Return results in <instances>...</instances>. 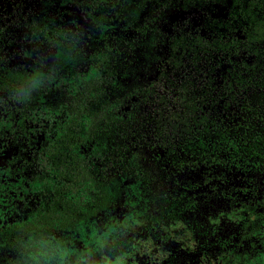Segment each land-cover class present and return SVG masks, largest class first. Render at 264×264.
Returning a JSON list of instances; mask_svg holds the SVG:
<instances>
[{
	"label": "rangeland",
	"instance_id": "1",
	"mask_svg": "<svg viewBox=\"0 0 264 264\" xmlns=\"http://www.w3.org/2000/svg\"><path fill=\"white\" fill-rule=\"evenodd\" d=\"M262 16L264 5L251 0H0V72L50 77L34 93L29 120L20 121L19 104L0 92V228L32 217L47 199L36 156L57 122L56 114L44 109L61 99L63 85L108 75L105 91L113 94L117 118L127 122L125 129L98 130L78 146L96 172L112 152L120 151L126 161L112 182L108 206L68 230L55 231L50 257L27 254L33 264H222L210 243L214 233H204L201 247H195L182 222L156 220L170 178L154 150L139 139V129L129 126L145 85L157 76L173 45L187 64L195 62L210 74L218 109L230 112L237 104H226L223 88L235 70L241 96L264 100V44L251 42L255 52L245 48L247 26ZM198 34L215 49L203 52L195 43ZM35 111L42 116L33 117ZM205 206V211H218V218L209 219L211 227L219 220L215 235L228 236L238 216H223L215 201ZM161 233L169 234L165 244ZM7 240L0 238V263L22 254ZM119 241L123 251L103 257V249ZM253 262L264 264V257Z\"/></svg>",
	"mask_w": 264,
	"mask_h": 264
},
{
	"label": "trees",
	"instance_id": "2",
	"mask_svg": "<svg viewBox=\"0 0 264 264\" xmlns=\"http://www.w3.org/2000/svg\"><path fill=\"white\" fill-rule=\"evenodd\" d=\"M251 1L264 5V0ZM195 37L203 52L215 49L204 36ZM253 41L254 45L264 44V16L247 26L245 48L255 52L257 46L249 45ZM260 52L264 59V49ZM183 56L173 45L157 76L145 85L129 126L139 129V139L154 150L170 178L161 194L156 220L182 222L195 247H201L204 233H214L210 243L217 247L223 264H259L251 260L264 257V100L252 102L247 95L241 96L242 89L237 87L241 80L235 70L223 88L228 94L226 104L231 100L237 104L230 112L218 109V90L210 74L197 68L195 62L187 64ZM49 78L0 72V91L19 104L20 121L29 120L35 110L34 93L44 89ZM108 80L109 76L103 74L82 78L80 83L68 82L62 87L61 99L44 109L56 114L57 119L36 156L47 199L32 217L0 228V237H6L11 246L24 253H40L41 260L51 256L50 236L55 231L95 216L110 202L112 182L126 168L121 152L104 157L101 170L96 172L87 155L78 151L85 138L98 130L109 132L115 126L125 129L127 125L115 115L113 94L105 91ZM41 116L38 111L33 114L36 119ZM211 201L219 205L217 210L223 216H238L228 236L215 235L219 220L213 227L209 225L210 218L219 217L216 210H204ZM161 235L165 244L169 234ZM121 245V241L114 244L108 256L121 253ZM33 263L32 257L23 256L0 264Z\"/></svg>",
	"mask_w": 264,
	"mask_h": 264
},
{
	"label": "flooded vegetation",
	"instance_id": "3",
	"mask_svg": "<svg viewBox=\"0 0 264 264\" xmlns=\"http://www.w3.org/2000/svg\"><path fill=\"white\" fill-rule=\"evenodd\" d=\"M2 94H4L5 95V93L4 92H2V91H0ZM14 223H17V222H14ZM10 224H13V223H10ZM9 225V224H8ZM2 228V227H1ZM66 230H68V229H66ZM55 233V232H54ZM0 238H6V237H0ZM8 241V240H7ZM9 243V242H8ZM118 243V242H117ZM114 244H116V243H114ZM114 244H112V245H110V246H108L109 248L108 249H103L104 250V252H103V257H105V256H108V251H110V249H111V247L114 245ZM195 244V243H194ZM10 245V244H9ZM11 246V245H10ZM11 247H13V246H11ZM15 248V247H14ZM16 249H18V248H16ZM20 250V249H19ZM21 251V250H20ZM51 251H52V247H51ZM22 252V254L20 255V256H17V257H23V256H28L27 254H30V253H33L36 257H39V255H40V253H34V252H28V253H24L23 251H21ZM226 254H227V251H226ZM118 255V254H117ZM116 256V255H115ZM115 256H113V257H115ZM170 256H174V255H170ZM29 257V256H28ZM50 257V256H49ZM109 257V256H108ZM112 257V258H113ZM12 258H16V257H9V258H7V259H12ZM221 258V257H220ZM7 259H5V261L7 260ZM34 259V258H33ZM169 260V259H168ZM221 260H222V264H223V259L221 258ZM166 261V260H165ZM4 262V261H3ZM3 262H1V263H3ZM34 263H35V260H34ZM180 264H182V263H180Z\"/></svg>",
	"mask_w": 264,
	"mask_h": 264
}]
</instances>
